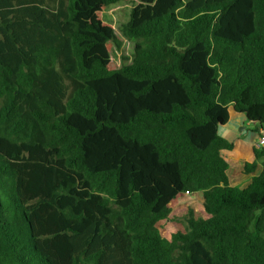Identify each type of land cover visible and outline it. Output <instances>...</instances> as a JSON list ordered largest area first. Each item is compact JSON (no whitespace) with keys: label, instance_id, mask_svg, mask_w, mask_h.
<instances>
[{"label":"trees","instance_id":"obj_1","mask_svg":"<svg viewBox=\"0 0 264 264\" xmlns=\"http://www.w3.org/2000/svg\"><path fill=\"white\" fill-rule=\"evenodd\" d=\"M120 1L0 0V264H264V160L230 185L219 133L264 130V0H139L113 67Z\"/></svg>","mask_w":264,"mask_h":264},{"label":"rangeland","instance_id":"obj_2","mask_svg":"<svg viewBox=\"0 0 264 264\" xmlns=\"http://www.w3.org/2000/svg\"><path fill=\"white\" fill-rule=\"evenodd\" d=\"M139 3V0H122L120 2L111 4L108 6L101 14V18L109 23L112 28L114 29V32L120 37L122 40V44L120 48H117L113 43L110 45V60L111 65L113 67H119L121 63L123 62L122 56H127L128 58L131 56L132 50H133V43L126 39L120 31V28L127 22L130 9ZM127 62H130L128 59ZM254 135L252 130H247L243 136L241 137L244 141H249L251 136ZM264 157V156H263ZM233 162H231V165L233 166ZM261 165V163H260ZM233 169L235 166L232 167ZM239 187L238 185H235ZM183 194H179L177 197L173 199L172 207L175 205V202L182 200L185 198L184 202L190 201L191 203H187L186 206H183L184 208H180L176 210L177 215H174L173 218H171L170 222L171 225H174V228H172L171 225L167 224L166 219H162L158 222L157 226L161 233V235L164 238H170V234L175 231H182L184 230L186 221L185 217L190 215V209L193 210L194 217H205V212L202 207V202H198V195L202 194H195V197L188 198V196H182ZM202 197V196H200ZM179 208V206H177Z\"/></svg>","mask_w":264,"mask_h":264},{"label":"crops","instance_id":"obj_3","mask_svg":"<svg viewBox=\"0 0 264 264\" xmlns=\"http://www.w3.org/2000/svg\"><path fill=\"white\" fill-rule=\"evenodd\" d=\"M229 119L226 124L220 126L219 133L229 141H234L235 146L232 150H222V155L226 159V161L229 164L228 169V180L229 184L232 186L238 185L239 187H245L250 182L251 177L254 174L259 173L263 170L262 166L260 165L261 161L264 160V157L261 158L258 162V165L256 167V170L254 173H246L244 171V163L246 161H251L253 159V149H254V143L256 141V138L258 136V133L253 131V124L249 122L244 114L234 111L232 106H229ZM247 130H252L254 135L251 136L249 141H244L241 139L243 134ZM231 162H233V166L235 168L233 169ZM195 194H201V192H196L192 194H186L183 193L182 196H188V198L195 197ZM178 196V195H177ZM176 196V197H177ZM202 196V195H200ZM199 195L197 196L198 202H202V197ZM185 198L180 201L175 202V205L172 207L173 200L170 202L171 212L169 216L166 218V222L169 225H171L170 222L171 218H173L174 215H177L176 210L184 208L183 206H186L187 203H191L190 201L184 202ZM179 206V208H177ZM206 215V214H205ZM172 228H174V225H171ZM171 235V234H170Z\"/></svg>","mask_w":264,"mask_h":264},{"label":"built area","instance_id":"obj_4","mask_svg":"<svg viewBox=\"0 0 264 264\" xmlns=\"http://www.w3.org/2000/svg\"><path fill=\"white\" fill-rule=\"evenodd\" d=\"M254 146L257 147V148H264V130H260L257 138H256V141L254 143ZM186 194H189V192H185Z\"/></svg>","mask_w":264,"mask_h":264}]
</instances>
